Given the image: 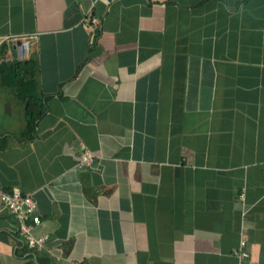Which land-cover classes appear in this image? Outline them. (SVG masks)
Instances as JSON below:
<instances>
[{"label":"crops","instance_id":"crops-1","mask_svg":"<svg viewBox=\"0 0 264 264\" xmlns=\"http://www.w3.org/2000/svg\"><path fill=\"white\" fill-rule=\"evenodd\" d=\"M0 189V264H264V0H0Z\"/></svg>","mask_w":264,"mask_h":264},{"label":"built area","instance_id":"built-area-1","mask_svg":"<svg viewBox=\"0 0 264 264\" xmlns=\"http://www.w3.org/2000/svg\"><path fill=\"white\" fill-rule=\"evenodd\" d=\"M91 25L95 29H99L101 27V20L97 17H93L91 18ZM33 37L35 36L33 35L23 38L28 39ZM94 161L95 155L90 149H88V147L83 145L77 167L80 169L90 168ZM0 197L9 211L19 220V235L31 246L43 250L49 236H36L33 233L35 227L41 224V217L38 214V204L33 195L30 193H24L20 189H13L11 191L0 189ZM233 254L240 261H244L249 257V252L246 250V241L244 239L241 241L240 247L234 251Z\"/></svg>","mask_w":264,"mask_h":264},{"label":"trees","instance_id":"trees-1","mask_svg":"<svg viewBox=\"0 0 264 264\" xmlns=\"http://www.w3.org/2000/svg\"><path fill=\"white\" fill-rule=\"evenodd\" d=\"M28 64H33V61H30V62H20V63H17L16 65L12 66L13 68H16V67H20V68H23V67H27L26 65ZM2 69H8L6 65L2 64L1 65ZM26 70V69H25ZM12 71V70H11ZM28 71V69L26 70ZM31 71V70H30ZM11 73V72H10ZM12 73H14V75H17V70L15 69ZM26 84L28 82H25ZM21 82L19 83V88H18V91H19V95L22 97V92L23 90L21 89ZM29 106H30V103H29ZM28 114L32 116V119L34 118V114H33V109L31 107L28 108Z\"/></svg>","mask_w":264,"mask_h":264}]
</instances>
